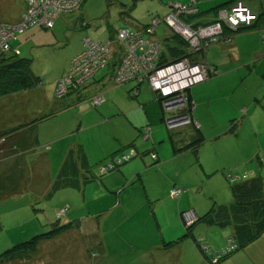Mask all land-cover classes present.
<instances>
[{
  "label": "rangeland",
  "instance_id": "374dc122",
  "mask_svg": "<svg viewBox=\"0 0 264 264\" xmlns=\"http://www.w3.org/2000/svg\"><path fill=\"white\" fill-rule=\"evenodd\" d=\"M175 1L177 0H86L87 4L85 2V6L83 5L79 10L62 13L57 18L52 28L33 25L29 29L19 32L17 34L19 38L13 41L15 46L14 49L18 47L22 56L32 60L33 73L40 76L43 80V84H38L36 87L39 89L41 88V90L51 98L56 96V98L62 100L61 106L64 105L62 106V108L64 107L61 110L62 113L56 110H50L42 114L38 113L35 117V121L40 122L35 124V134L39 132L42 136L44 132L49 133L54 126L53 124L58 122L64 123L65 129L61 134H66V130L69 127L75 126L72 116L75 115L76 117L77 114L82 113L84 115V120L82 122L80 120L77 122L76 120V131L74 130V135L72 134L70 137H64L61 140L65 139L72 141V139H77L78 142L84 141L85 148L92 157L90 163L99 164L100 161L96 160L98 159L96 154L99 146H104L102 143L103 140L106 145H111L108 148L111 149L115 146L113 142L117 139V135H121L118 133L119 128H121L120 132L122 134L123 132H128V130L131 132L136 131L135 133L129 132L128 136L135 142V149L139 155L143 156V158L146 156V158H151V155L155 154L160 158L159 165L161 166L164 163L160 171H151L145 176L147 181L154 182L155 184L164 183L166 181L164 175H166L169 180L177 178L179 182L188 185L187 187L181 186L182 188L190 189V185H194V195L197 198L196 205L205 203L206 210L203 213L213 207L218 208L223 203L231 204L237 202L244 206L245 204L243 203L247 201V195L249 190H251L245 187V185L251 183V181L258 178V176L264 177V171L260 173L255 171L252 174L251 169H249L251 165H256V168H261L264 164L261 163L258 165L257 162H251V160L246 162L248 157H245V154L254 152L258 148L260 152L264 149V120L256 121V127L259 128L257 133L249 118L250 113L256 112V107L252 109V106H246V103H255V99L259 100L263 97V95L257 96L253 94V88L255 90V85L257 84L255 83L256 79L241 78L240 75L234 76V74H230L225 78L223 85L213 92L215 105L209 109L211 114L204 115L205 117L203 120L206 125H204V123L200 125L203 130L206 129L205 137H210L209 140L206 141L207 144L204 147L205 153H203V158H201L200 161L198 158L193 157L190 150L177 156L175 155L170 135H173L175 145L179 142L185 144V137L180 133H172L174 131L171 132L168 129L166 123L162 120L165 115L162 104L155 98L153 92L146 83L140 85L138 93L135 90L137 96L133 95V89L137 85L136 82L115 85L110 81L109 76L104 78L105 83L103 85H88L86 88L84 86L85 89L83 88L81 92L86 90L93 92L99 90L107 91V101L111 104V109L105 112L103 111V114L93 113L90 109V107H92V109L96 111L100 110L99 107L97 109L93 107L91 101L87 100L86 97L90 96L91 92L83 95V101L78 100L77 95L79 94L76 96L73 94L72 96H66L64 98L58 97L55 94V87L57 86L58 79L63 73L67 72L71 59L83 50L84 39L87 36L95 40L107 42L111 34L121 26L126 24L129 26L147 24L150 23L155 16H160L163 19L169 12L170 4ZM190 1L191 0L187 3ZM248 2L258 11L264 9L263 0H248ZM25 9H27L26 0ZM258 11L256 12L258 13ZM167 26L166 22L162 21L157 29V36L161 39L162 43L165 42L164 37ZM248 28L250 27L246 29ZM239 29L240 28L234 31L237 32ZM3 54L6 55L0 53V62L3 59L2 57L7 58V60L13 59L12 52L10 51L4 52ZM106 73H111L110 75H112L110 67L99 70L96 74L97 80ZM37 88L35 89L34 87L35 90H37ZM80 90H78L79 93ZM26 94H23L18 99L13 98L16 95H8V97L0 96V123L6 127L2 129L3 131H1L0 134L10 131L14 133L18 128V126H13L15 125L13 120L7 119V113L15 111L13 109L15 104L8 103L20 101L23 97V101L28 102L29 106L35 109L38 107L44 108L47 96L46 99H44L40 96L29 97L26 96ZM218 100L219 102H217ZM242 104H245V106L241 107ZM112 105L115 109H112ZM88 109H90L89 112H87ZM65 111L67 112L64 113ZM262 111V113H264L263 109ZM121 112L126 114H122L121 116L117 115L112 119L116 113L121 114ZM50 113L54 114L44 117ZM57 113H61V115L56 117ZM232 113L238 116L237 121L231 119L230 115ZM101 117L102 121L105 122L104 124H102V121L100 122ZM165 117H168V115L166 114ZM108 118H110L109 123L106 121ZM130 121L138 128L130 126ZM99 122V126H96ZM146 126L151 128V136L148 139L142 134ZM181 131L183 132L184 129L178 132ZM225 132L229 133L224 135L223 133ZM231 132L234 135H232ZM25 133L26 127H23L19 131V134L10 140H8L9 135L0 136V157L6 159L2 161L1 164L6 168L7 173L13 172L14 169L17 179L20 181L25 179L24 171L29 169L30 165L27 163V159L21 151L17 153L13 152L12 154L11 150H15L14 144H17ZM214 133H222L225 137L221 136V139L218 138V141H215L214 137L211 136ZM193 135H195L194 132ZM89 142H94L93 149H91ZM34 144L36 149L41 145L40 149L42 150L48 149V147L51 146L50 143L45 144L39 140H36ZM118 144L120 143L118 142ZM118 147H121V145ZM230 151H232L233 155H229ZM217 156H231L234 158L232 159L234 161V170L233 167L227 169L232 172L236 179L230 181V185L232 186H230V189H227L229 190L227 197L224 195L226 191V189H224L225 184H223L224 187L222 188L219 175H209L207 174L208 172L200 166L201 163H205L206 157L215 158ZM262 157L264 160V156ZM137 158L122 166L129 165ZM153 161L152 159V162ZM10 164L12 165V170L9 168ZM98 164L93 167V173L97 175L94 180L97 182L98 176L99 178L101 177ZM243 170L244 172L241 175ZM118 173L119 169H113L103 176L106 177L111 175L115 177ZM238 173L240 175H238ZM245 174H247L248 177L244 179L243 176ZM202 178H204L205 182L202 181ZM238 183L241 185H243V183L245 184L243 188L236 190L235 196L233 186ZM177 185L178 186L175 188H180V184L177 183ZM88 190L89 193L87 197L83 198L84 190L80 192V188L77 185H75V187L60 189L51 194L50 198L46 201L36 204L35 208L31 207L32 203L29 201L30 197L28 196L17 199H0V255L13 245L26 241L34 235L52 230V224L55 222H60V225H63L69 223L70 220L75 221L80 215H88L89 218L93 217L96 219L95 221L103 223L105 220L104 215L109 211V207L111 206V202L109 201L110 198L106 196L103 199L99 198V200H93L92 194L94 187L90 184ZM181 190L183 191V189ZM132 196L133 197L127 202L132 203L133 207L136 208L139 206V195L132 194ZM152 204L153 203H151V205ZM65 208H67L68 212L66 211L61 214L63 216L59 215V210ZM196 214L197 218L202 215L199 210ZM148 220L149 222L144 224V221ZM106 223L108 225V222L105 221V224ZM129 224L128 227H132V229L128 231L146 229L148 230V234H151V232L155 230L154 221H151L144 213L140 215L137 214V216L133 215ZM205 224L204 221L198 222L192 228V233L193 237L195 236L197 240L203 239V242H201L202 244H208L210 246L211 253L209 254L211 256L223 252L229 245L236 244L232 238L236 233L234 223L222 227H208ZM183 227L184 232L182 236L187 233L186 225H183ZM96 231L94 226L91 227L89 223H86L82 231L80 230L81 233L77 230L76 232L75 230L66 231L59 236H54L50 241L41 242L38 244L37 256L26 264H114L113 261H109L113 256L112 252L106 258L102 253H99L100 246L99 249H97L95 244L91 242L96 239L94 235ZM262 233L263 234H260V238H257L256 241H253L246 247H241L235 251L229 252L217 264H264V230ZM229 238L232 241L231 244L229 243ZM186 239L187 241L180 243L184 244L183 246L185 248H188V252L186 250L183 254L186 264H212L208 258L206 259L204 258L205 256L203 257V253L199 250L200 248L196 245L194 238L187 236ZM83 243L88 245H85V247L82 245ZM0 264L7 263L3 262ZM18 264L24 263L19 261ZM172 264L176 263L172 262Z\"/></svg>",
  "mask_w": 264,
  "mask_h": 264
},
{
  "label": "crops",
  "instance_id": "0c3cea01",
  "mask_svg": "<svg viewBox=\"0 0 264 264\" xmlns=\"http://www.w3.org/2000/svg\"><path fill=\"white\" fill-rule=\"evenodd\" d=\"M188 1L189 0H177L175 2L187 3ZM224 1L225 0H198V7L200 9V12H208L216 6L223 4ZM250 6L254 8L252 5ZM24 9L25 0H0V22L11 24L20 22ZM222 9L225 8L223 7L221 8V10ZM262 11H264V9L259 10L258 12ZM205 17L206 19L202 20L203 23H210L208 21H211L213 18L211 14ZM254 25L255 26L253 28L230 34L231 40L229 42H219L211 44L206 52H204L203 58L199 59L200 54L195 56V58L198 57L197 60L210 64L211 66H215L218 70L217 75L207 79L205 82L199 85L194 86L190 91L191 99L194 102L191 114L194 120L200 125L202 123L206 125L205 121L203 120L205 117L204 115L211 114V111L209 109H211V107L215 105L213 92L215 90H218L221 85H223L225 78L228 75L234 74V76L240 75L241 78L246 77L256 79L255 83L257 84L255 85V90L253 88V94H256L257 96L263 95L262 99H255V103H246V106L250 105L252 106V109L256 107V112L250 113L249 118L251 120L253 128L258 133L259 128L256 127V121L264 120V113H262V109L264 110V20L257 21L254 23ZM223 35L226 36L227 34ZM17 49L19 50V48ZM95 79L96 80H94V85H103L105 83L102 78L97 80V78L95 77ZM36 88L37 87H35V89ZM33 89L34 88L25 90L19 94H15L16 96L13 98L18 99L20 96L26 93H28L26 94V96L29 97L40 96L41 98L46 99L47 96V101L44 103V108L38 107L37 109H35L34 107L29 106L28 102L23 101V97L20 99V101L8 103L15 104V107L13 108L15 111H11V113L8 112L6 115L7 119L14 121L15 125L13 126H27L25 135L20 138L17 144H14L15 150H11L12 154L13 152L17 153L21 151L25 155L30 168L24 171L25 179H22L20 181L17 179L14 169L13 172L7 173L6 168H4L3 164H1L2 161H5L6 159L0 157V199H17L23 196H28L30 197L29 201L32 203L31 207L35 208L36 204L46 201L50 198V196L48 197V195L50 193L51 187L56 177L58 176V173L60 172L70 149L78 145H81L84 148L87 161L91 165V173H93L94 165L98 163H90V159L92 157L86 150L84 141L78 142L77 139H72V141H68L65 139L61 140L64 137H70L72 134L74 135V130L76 131V123L79 120L81 122L84 120V115L82 113L77 114L76 117L75 115L72 116L73 121L75 122V126L69 127L66 130V134H61L65 129V125L63 122L53 124L54 126L51 128V131L49 133L44 132L42 136L39 132L35 134V124L40 122L35 121L36 115L38 113L42 114L50 110H56L57 112L59 111L62 113L61 110L63 109L62 106L64 105L61 106L62 100L56 98V96L53 98L49 97V95L41 90V88H37V90ZM88 92H91V94L95 93L93 91L86 90L84 92H80L79 96H83ZM104 93L106 95L107 91L104 90ZM217 102H219V100ZM244 106L245 104L241 105V107ZM98 107L100 109L98 111L92 109V107H90V109L93 111V113L103 114V111L105 112L108 109H111V104L106 99V101ZM90 109H88L87 112H89ZM112 109H115L113 105ZM66 112L67 111H65L64 113ZM122 112L121 114L116 113V115H114L112 119L117 115L121 116L122 114H126ZM61 113H57L56 117L60 116ZM53 114L54 113H50L49 115H45L44 117ZM230 116L231 119L237 121L238 116L235 113H232ZM109 120L110 118H108V120L106 119L108 123ZM101 121L102 117L100 122ZM100 122L96 124V126H99ZM102 122V124L105 123L104 121ZM130 123V126L136 127L133 122L130 121ZM3 128L6 127H4L0 123V132L3 131ZM120 129L121 128L118 129V133H120L121 135L119 136L118 134L117 139L113 142L115 146H113L111 149H108L111 145H106L105 141L103 140L102 143L104 146H99L98 150L96 149V155L98 157V159L96 160L100 161V163L103 160L117 156L121 152L131 153L134 156L133 159L140 156L135 149V142L134 145H131L132 138L128 136L129 132L135 133L136 131L131 132L128 130V132H123L122 134L120 132ZM200 129L205 135L206 129L203 130L201 126ZM193 131L194 130L191 127L187 128L183 132L176 131L183 135V137H185V144L182 142L176 143V145L175 142H173L172 144L176 156L186 152L187 150H190L193 157L198 158L200 161L201 158H203V153H205L204 147L207 144L206 141L209 140L210 137L206 138V140L202 142L198 147L176 151L177 149H181L194 139L192 137ZM228 133L229 132H225L223 134L227 135ZM231 134L234 135L232 132ZM224 135H222V133H214L211 136L214 137L215 141H218V138L221 139L220 137ZM36 140L42 141L45 144L50 143L51 146L48 147V149L42 150L40 149L41 145H39L36 149L34 144ZM118 142L120 144H118ZM89 143L91 149H93L94 142ZM120 145L122 148L118 147ZM261 152L258 148L254 152L245 154V157H248L246 162H249V160H251V162H257L258 165H260L261 163L264 164V160L262 159V156H264V149L261 150ZM229 155H233L232 151L229 152ZM151 156V158H146L147 156L143 158V156H140L129 165H126L124 167L120 166L119 168H117L119 169V173L115 177H112L111 175L104 177L102 175L103 177L101 176L99 178L98 176V182L94 180L97 176L94 175V173L90 180H86V176L90 175L88 172L83 171V173L86 175H81V179H83V181H81L80 192L84 190L83 198L87 197L89 193L88 187L91 184V186L94 187L92 199L99 200V198L103 199L108 196V198H110L109 201L111 202V206L109 207V211L104 215V222L102 219L103 223L95 221L96 219H94L93 217L89 218L88 215H80V217L75 221L71 220L72 222H74L73 227L68 231L75 230L76 232L77 230L80 232V230L82 231L86 223H89L91 227L94 226L97 230L94 234L96 236V239L92 240L91 242L95 244V247L97 249H99L100 246L99 253H102L106 258L112 252L113 256L109 259V261H113L114 264H172V262H175L176 264H186L184 262L183 254L184 251H186L188 248H185L183 246L184 244H180L184 243V241H187V236L184 237L186 234L182 236L184 232L183 225H186L184 212L193 211L196 214V212L199 210L200 214L202 215L206 213H203L206 210V207L204 205L205 203L196 205L197 198L194 195V185H190V189L182 188L181 186L187 187L188 185L179 182V179L177 178L169 180L168 176L166 175H164L166 179L164 183L155 184L154 182L147 181V179H145V176L149 172H158L164 165V163L161 166L159 165L160 158L158 155L152 154ZM212 157H206V161H204L205 163H201L200 166H202V168L206 172H208L207 174L209 175H219L221 187L223 188V184H225L224 189H226V191L224 192V195L227 197V193L229 191L227 189H230V186H232L230 185V181H232V178H236L232 174V172L227 169L229 167H233L234 170V161L232 160L234 158H232L231 156H217L215 158ZM152 159L154 160L153 162ZM9 168H11L12 170L11 164ZM263 168L264 165H262L261 168H256V165H251L249 167L252 174L255 171L259 173L264 171ZM243 172L244 170L242 171L241 175L243 174ZM238 175L240 174L238 173ZM243 177L245 179L248 176L247 174H245ZM202 181L205 182L204 178H202ZM176 182L180 184L179 187L183 189V191L181 190V194L174 199V196H172V190L176 186H178ZM132 194L139 195V206L136 208L133 207L132 203L127 202L133 197ZM151 203H153L154 206L153 204L151 205ZM141 213H144L146 217H149L151 221H154L155 230L152 231L151 234H148V230L146 229L128 231L129 229H132V227L128 226L130 225L129 222L132 219L133 215L137 216V214L140 215ZM202 215L198 216V218ZM105 221L108 222V225L107 223L105 224ZM146 222H149V220L144 221V224H146ZM205 225H207L208 227H220L218 225H208L207 223ZM198 241L203 242V239H198ZM201 242L199 243L204 249V244H202ZM82 245L87 246L88 244L83 243Z\"/></svg>",
  "mask_w": 264,
  "mask_h": 264
},
{
  "label": "built area",
  "instance_id": "2783aa9c",
  "mask_svg": "<svg viewBox=\"0 0 264 264\" xmlns=\"http://www.w3.org/2000/svg\"><path fill=\"white\" fill-rule=\"evenodd\" d=\"M27 9L23 12L22 20L16 24L0 22V53L11 50L12 41L31 25L52 28L57 18L65 12H70L83 3L84 0H26ZM200 12L198 0L189 3L173 2L169 12L162 19L155 16L148 25L123 26L118 29L115 38L104 42L90 36L84 39V48L74 56L69 64L68 71L57 82L56 94L58 97L67 96L70 89H83L92 85L98 69L104 67L112 58L119 59L118 67L113 73L115 84L136 82L133 95H137L140 85L146 83L163 107L166 123L170 131L185 130L189 127L199 128L191 114L194 102L191 99V89L218 74L215 66L202 61H192L190 58L173 60L165 59L163 53L165 44L157 36V29L162 21L168 25L165 35L179 33L189 42V51L206 52L213 43L229 42L230 35L223 37L224 24L233 30L251 27L258 19V13L246 1L238 0L228 8L219 12L216 20L211 23H202L199 18L188 20L185 16H193ZM187 19V20H186ZM223 33V34H222ZM11 52V51H10ZM135 90L137 93H135ZM104 95L94 94L90 98L93 105H100ZM149 126L144 129L146 139L150 137ZM129 152H123L99 165L101 174L109 173L120 166L124 161L132 158ZM236 179V178H235ZM180 188L172 190V196L178 197ZM67 208L59 210V215ZM186 225L190 226L197 221L193 211L184 212ZM231 241V240H230ZM232 242V241H231ZM204 250L211 253L208 244ZM234 248V245L230 247ZM223 253L212 256L217 262Z\"/></svg>",
  "mask_w": 264,
  "mask_h": 264
},
{
  "label": "trees",
  "instance_id": "16d2710c",
  "mask_svg": "<svg viewBox=\"0 0 264 264\" xmlns=\"http://www.w3.org/2000/svg\"><path fill=\"white\" fill-rule=\"evenodd\" d=\"M237 1L238 0H225L223 2V4L216 6L215 8H213L210 11L199 12L196 15H193L187 19L193 20L196 18H200L201 20H204V19H206L205 16L211 14V16L213 18L211 21H208L211 23L212 21L217 19L221 8H223V7L228 8ZM244 1H246L249 5H251L248 2V0H244ZM84 2H85V0L80 5V7L77 8L78 10L84 5ZM77 9H75V10H77ZM75 10H73V11H75ZM73 11H70V12H73ZM261 20H264V11L258 12V21H261ZM200 22H202V21H200ZM150 23H148V24H150ZM148 24H146V25H148ZM31 26H33V25H31ZM31 26H29L28 29ZM87 26H88V23H87ZM124 26H127V24ZM131 26H138V25H131ZM142 26H144V25L142 24ZM254 26L255 25H252L250 28H253ZM121 27H123V26H121ZM121 27L117 28V30L111 34V37L109 40L112 41L115 38V35H116L118 29H120ZM243 29L246 30V28H240L236 32L231 27L224 24V34H227V35H230L232 33L233 34L238 33L240 31H242ZM17 38H18V36L13 41H15ZM164 40H165L164 44H165L166 48H165V51H164L162 57H164L165 59H167V57L175 59V58H179V57L188 55L187 50L189 48V43L185 39L181 38L180 36H178L176 34H170L168 36L165 35ZM13 41H12L11 50H10L12 52L13 59L7 60V58L2 57L3 59L0 62V96H8V95L11 96V95L19 94L25 90L32 89V88L36 87L38 84H43L42 78L40 76L35 75L32 71V60L30 58L22 56L20 54L19 50L17 49L18 47H16L14 49L15 46H14ZM2 55H6V54H2ZM203 57H204V52H202L200 54L199 59H201ZM119 59H120V57L118 58V60H117V57L112 58L104 67L97 70V72H99V70H101L103 68L110 67L112 75H110L111 73H106L105 75H103L101 77L103 80H104V78H107V76H109L110 81L113 82V73L116 70V68L118 67ZM193 59L196 60V59H198V57H196V58L193 57ZM97 72H96V74H97ZM66 73L67 72L63 73V75H61V76H64ZM125 84H127V83H125ZM115 85H120V84H115ZM121 85H123V84H121ZM93 86H94V83H93ZM78 90H80V88L79 89H77V88L70 89V92L68 95L74 94L76 96L77 94H79ZM56 91H57V86L55 87V94H56ZM81 91H82V89L80 90V92ZM100 93L102 95H104L105 99L102 102V103H104L107 99V96L105 95L104 91H102V90H99V91L91 94L90 96H87L86 98H87V100L90 101V98L92 97V95H94V94L96 95V94H100ZM135 96H137V95H135ZM132 97H134V96H132ZM77 98L79 101L84 100L83 99L84 97L82 95L81 96L77 95ZM100 105H93V107L97 108ZM23 127H25V126L22 125V126L18 127L14 131V133H12V131H10L8 133L3 132L0 134V136L9 135L8 140H10L11 138L17 136L19 134V131ZM191 128L194 130L193 131L195 134V135H193L194 139L191 142H189L187 145H185L183 148L177 149L176 151L198 147L202 142H204L206 140V137H205L204 133L202 132V130L200 129V127L196 128L193 126ZM150 132H151V130H150ZM172 133H178V132L174 131ZM142 134H144V131ZM150 136H151V133H150ZM170 139H171V142L173 143L174 142L173 135H170ZM131 145H134V141H132ZM120 154H118L117 156H119ZM115 157H113V158H115ZM133 158H134V156H132V158L130 160H132ZM109 159H111V158H109ZM130 160L124 161L120 166L129 162ZM102 163L103 162L99 163L98 165H100ZM120 166H118L117 168H119ZM117 168H115V169H117ZM83 171H86L90 174L89 176L88 175L86 176V180H90L92 175H93V173H91V171H92L91 165L87 161L86 152H85L84 148L81 145H78V146L69 150V152L65 158V161L61 167V170L58 173V176L56 177V179H55V181L51 187V190H50L48 197L51 194H53L54 192H56L60 189L67 188V187H75V185H77L80 188L81 187V181H83V179H81V175H86L83 173ZM100 175L102 176L105 174L100 173ZM234 179L235 178H232V180H234ZM244 184L245 183H243V185ZM243 185L238 183V184L233 186V191H234L235 196H236V190L243 188ZM245 187H247L251 190H249V193L247 195V198H246L247 201L245 203H243V204H245L244 206L238 204L237 202L231 203V204H221L220 207H218V208L213 207V208L209 209L205 214H203L201 217H199L198 220L196 222H194L193 225H190V226L187 225V233L184 237L191 236L192 238H194V241L196 242V244L200 248V250L203 253V255L205 256V258L206 259L208 258L212 264L219 263L220 260L229 252L235 251L241 247L248 246L253 241H256L257 238H260V236L263 234L262 232L264 230V177L258 176V178H255L253 181H251V183H247L245 185ZM67 212H68V210H67ZM61 216H63V215H61ZM200 221H204L208 225H218L220 227L226 226L227 224H230V223L235 224L236 233H235V235L232 236V238L234 239L236 244L234 245V248H231V249H230V247L232 245H229V247L224 250V251H226V253H223L217 262L212 261V256L209 254V252L205 251L202 248V245L199 243L201 241H198L195 238V236L193 237V235H192V228ZM73 223L74 222H72L71 220L69 223L63 224V225H60V222L53 223L52 224V230H50L48 232H44V233L34 235L30 239L23 241L21 243H18L16 245H13L11 248H8L7 250H5L0 255V263L4 262V263L8 264V263L13 262L14 264L15 263L18 264V262L20 261L21 263L26 264L27 262L32 261L38 254V246H39L38 244H40L41 242L50 241V240H52V238L54 236H59V235L65 233L66 231H68L69 229H71L73 227ZM229 243L231 244L232 242L230 241ZM220 253H222V252H220Z\"/></svg>",
  "mask_w": 264,
  "mask_h": 264
},
{
  "label": "bare ground",
  "instance_id": "6f19581e",
  "mask_svg": "<svg viewBox=\"0 0 264 264\" xmlns=\"http://www.w3.org/2000/svg\"><path fill=\"white\" fill-rule=\"evenodd\" d=\"M185 17H191V16H185ZM258 20H256V22H257ZM254 25V24H253ZM223 34V33H222ZM176 35H178V36H180L181 38H183V39H185L182 35H180L179 33H176ZM186 40V39H185ZM187 41V40H186ZM188 42V41H187ZM189 43V42H188ZM83 51V50H82ZM81 51V52H82ZM188 55L187 56H182V57H179V58H190L192 61H199V60H194L193 59V57H195L196 55H198V54H201L202 53V51H193V52H190L189 51V48H188ZM80 52V53H81ZM78 55V54H77ZM179 58H175V59H179ZM175 59H173V60H175ZM193 225V224H192Z\"/></svg>",
  "mask_w": 264,
  "mask_h": 264
},
{
  "label": "water",
  "instance_id": "95a60500",
  "mask_svg": "<svg viewBox=\"0 0 264 264\" xmlns=\"http://www.w3.org/2000/svg\"><path fill=\"white\" fill-rule=\"evenodd\" d=\"M243 28H247V26L246 27H243ZM146 140V139H145Z\"/></svg>",
  "mask_w": 264,
  "mask_h": 264
}]
</instances>
